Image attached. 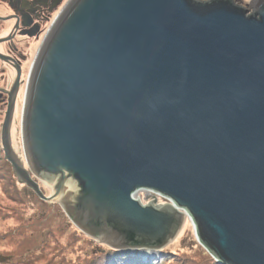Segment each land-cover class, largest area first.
Masks as SVG:
<instances>
[{
  "label": "water",
  "instance_id": "1",
  "mask_svg": "<svg viewBox=\"0 0 264 264\" xmlns=\"http://www.w3.org/2000/svg\"><path fill=\"white\" fill-rule=\"evenodd\" d=\"M21 117L6 159L86 235L154 251L189 216L219 264H264V0H68Z\"/></svg>",
  "mask_w": 264,
  "mask_h": 264
},
{
  "label": "rangeland",
  "instance_id": "2",
  "mask_svg": "<svg viewBox=\"0 0 264 264\" xmlns=\"http://www.w3.org/2000/svg\"><path fill=\"white\" fill-rule=\"evenodd\" d=\"M244 1L248 5L252 2V0ZM22 107L23 100L14 114V121L11 126V140L14 151L17 153L21 161L26 164L21 131ZM0 121H2V117H0ZM1 128L2 126L0 125V167L1 159H6L1 143ZM10 166L12 168V165ZM2 168L10 175V172L7 171V164H4ZM12 172L14 175L13 181L9 182V179H0V254L8 256L9 260H12L9 264H14L12 262H15L16 260L21 264H77V261L81 256L80 254H83V249L86 252L88 251V245L86 244L87 238L78 236L75 233L76 235L74 236L76 237H74V239L76 241L71 242L70 246L66 245V240L68 239L67 235L72 234L74 231L72 225L70 228L68 227L66 229L65 234L62 236L56 232L51 233L55 237H49L44 234L37 238L33 237L34 232L40 234L35 227L38 226L43 230L44 223L42 220L35 222V226H33L32 222H34V220H32V222L29 221L30 217H33L34 213L37 212L36 203L30 201L28 198H26L25 202L22 201V203L18 201L20 198L25 199V188L21 185V181L15 174L13 168ZM7 177L8 176L6 175V178ZM14 180H16L17 183H14ZM38 181L45 194L49 195L54 191L50 181L41 179H38ZM11 192H14L18 200L13 197ZM142 192L145 195L146 203L153 200H157L158 203L167 202V199L160 195H155L152 191L143 190ZM48 203L59 204L56 201ZM51 215L53 216L54 213ZM53 218H55V220L57 219L55 215ZM58 225H60V223ZM89 238L92 237L89 236ZM94 241L98 244L101 243L96 239H94ZM200 248L205 249L197 239L193 224L186 223L185 221L178 236L164 247L155 250L154 253H152L153 256L150 257V254L148 257H146L147 255L144 257L141 256L139 252L136 253L133 249H127L116 250L118 253L110 256L108 260L110 261V264H196L192 261L194 258L196 259L197 256L195 253ZM183 255H185V260L183 261L176 257L179 256L182 258ZM22 259L27 260L20 261Z\"/></svg>",
  "mask_w": 264,
  "mask_h": 264
},
{
  "label": "flooded vegetation",
  "instance_id": "3",
  "mask_svg": "<svg viewBox=\"0 0 264 264\" xmlns=\"http://www.w3.org/2000/svg\"><path fill=\"white\" fill-rule=\"evenodd\" d=\"M68 0H0V125L23 100L38 50ZM58 10V11H57Z\"/></svg>",
  "mask_w": 264,
  "mask_h": 264
},
{
  "label": "trees",
  "instance_id": "4",
  "mask_svg": "<svg viewBox=\"0 0 264 264\" xmlns=\"http://www.w3.org/2000/svg\"><path fill=\"white\" fill-rule=\"evenodd\" d=\"M0 155H1V152H0ZM4 164H7V166H8L7 171L10 172V175L8 174V172H6L5 169L3 170L2 167ZM10 165L11 164L8 162L7 159H5V158L1 159L0 179L1 178H2V180L3 179H5V180L9 179V182L13 181L14 175H13L12 168ZM6 175L8 176L7 178H6ZM14 183H17V181L14 180ZM21 185H23V187L25 188L24 189L25 199L20 198L18 200L17 197L15 196L14 192H11L13 197H15V199H17L21 203H22V201L25 202L26 198H28V199H30V201H33L34 203H36L37 212L34 213L33 217H30L29 221L32 222V220H34V222H32L33 226H35L34 225L35 222H39L42 220L44 223V229L43 230L38 226L35 227L36 230L38 232H40V234H37L36 232H34L33 237L37 238L42 234L47 235L49 237H55L51 233H56V232L60 236H62L65 234L66 229L68 227L70 228V226L72 225V227L74 228V231L72 232L73 235L68 233L69 235H67L68 239L66 240L67 241L66 245L70 246L71 242L76 241L74 239V237H76L74 235H76V234L78 236L87 238L86 244L88 245V249H87L88 251L86 252L83 249V254H80L81 256L78 259L77 264H110V261L108 260V258L112 255H115V253H118L116 250L109 248V246H107L104 243L98 244L97 242L94 241V239L89 238V236H87L81 230H79L69 220V217L65 214L62 207L59 204L48 203L44 200H41L36 195V193L33 190H31L26 184L21 182ZM16 195H17V193H16ZM52 213H54V215L56 216V218H57L56 220H55V218H53L54 215L53 216L51 215ZM59 223H60V225H58ZM78 233H80V234H78ZM195 255L197 257H196V259L194 258V260L192 262H195L196 264H219L216 262L214 257H212L205 249H202V248L198 249L197 252L195 253ZM180 256H182V255H180ZM176 257L179 260L180 259L182 261L185 260V255H183L182 258H180L179 256H176ZM25 260H27V259H22L20 261H25ZM10 261H12V260H9L8 256L0 254V264H9ZM12 263L21 264V263H19L18 260H16L15 262H12Z\"/></svg>",
  "mask_w": 264,
  "mask_h": 264
},
{
  "label": "bare ground",
  "instance_id": "5",
  "mask_svg": "<svg viewBox=\"0 0 264 264\" xmlns=\"http://www.w3.org/2000/svg\"><path fill=\"white\" fill-rule=\"evenodd\" d=\"M49 32V31H48ZM48 34V33H47ZM54 184L52 183V187L54 188V186H53ZM186 223H191L192 224V221H191V219L189 218V216L186 218ZM136 251V253H138L139 252V254L141 255V256H144L145 257V255H147L146 257H148L150 254V257L151 256H153V254L152 253H154V251L153 250H149V249H144V250H140V251H138V250H135ZM150 262V261H149ZM218 263V262H217Z\"/></svg>",
  "mask_w": 264,
  "mask_h": 264
}]
</instances>
